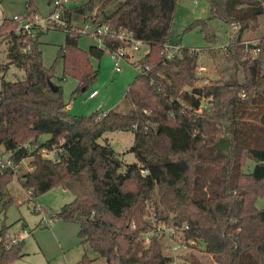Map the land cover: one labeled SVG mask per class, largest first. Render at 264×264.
Instances as JSON below:
<instances>
[{
    "label": "trees",
    "instance_id": "obj_1",
    "mask_svg": "<svg viewBox=\"0 0 264 264\" xmlns=\"http://www.w3.org/2000/svg\"><path fill=\"white\" fill-rule=\"evenodd\" d=\"M208 1L210 16L194 18L185 31L199 28L214 42L212 18L237 24V37L225 52L242 68L241 80L231 75L198 84L200 52L188 46L166 58L164 43L170 39L178 0H120L102 17L87 15L111 30L102 37L106 46L88 48L79 43L82 33L73 16L93 10L97 0H71L64 10L68 26L59 27L66 38L50 66L40 48L42 29L27 36L16 31V18L5 16L0 23V36L9 43L0 71L11 65L25 71L22 78H2L0 146L18 165L30 157L32 169L22 173L20 183L31 197L55 186L73 193L52 218L77 221L80 241L105 258L101 264H172L158 235L146 240L153 226L145 213L152 202L157 220L184 226L187 241L203 243L224 264H264V208L256 206L264 195V34L249 45V38L241 36L258 26L264 0ZM27 7L38 11L33 0ZM123 30L150 45L140 59L149 68L138 72L126 92L132 108L102 115L71 113L62 83L58 90L49 84L55 63L63 62V79L70 75L78 80L72 95L86 91L100 73L92 57L100 59L123 44ZM255 46L259 50L253 53ZM116 129L134 131L130 150L137 161L123 164L110 143L99 141L105 131ZM42 149L56 155L46 157ZM248 158L255 163L245 171ZM16 169L0 168V210L18 202L14 195L4 199ZM7 229L0 230V264H16L25 254V239L11 238ZM97 257L84 252L72 264H94ZM192 264L204 263L194 257Z\"/></svg>",
    "mask_w": 264,
    "mask_h": 264
},
{
    "label": "rangeland",
    "instance_id": "obj_2",
    "mask_svg": "<svg viewBox=\"0 0 264 264\" xmlns=\"http://www.w3.org/2000/svg\"><path fill=\"white\" fill-rule=\"evenodd\" d=\"M28 0H0V21L5 16L14 17L19 14L28 15L33 18L38 14L43 19L53 9L54 4L48 0H33V4L38 9L34 11L27 7ZM120 0L104 2L97 0L93 10L86 14H75L73 24L78 28H86L90 22L87 15L99 14L113 10ZM77 2V1H75ZM73 3V2H71ZM70 3V4H71ZM38 12V13H37ZM210 4L208 0H178L175 17L171 25L169 38L171 41H180L183 46L197 48L200 52L199 65L197 67L200 79L198 84L214 81L219 77H230L235 75L239 80L243 78L242 68L235 65L226 58L225 45L237 37V28L233 24L225 23L218 18H212L211 27L215 34L214 42L205 39V33L199 28L185 31V28L197 17L210 16ZM47 29V28H45ZM44 29V30H45ZM91 32V31H87ZM79 43L82 47L88 48L91 44H98V37L89 33L81 32ZM264 34V14L259 16V24L255 30H244L241 33L243 39H254ZM66 38V31L63 28H50L40 35V48L43 51L44 64L50 66L54 63L57 50ZM8 40L0 36V64L7 62ZM138 58L134 54L130 60L122 61L121 70L115 69L113 57L106 52L102 58L92 57V62L96 67H100L98 78L86 91H79L76 95L72 92L78 85V80L68 75L63 76V62L59 60L54 65L55 75L52 80L55 83H62L63 96L69 102V110L73 114H90L99 112L101 115L106 111L117 108L121 111H129L132 108L131 101L127 98L126 92L131 81L138 74L136 67ZM18 73V74H17ZM25 71L16 65H11L4 72L0 71V87L2 78L16 79L24 77ZM97 89L99 93L90 98L89 93ZM205 104L206 101L204 100ZM49 135V134H43ZM42 135V136H43ZM135 133L133 130H109L99 137L102 143H110L117 151L118 156L123 160V164L137 161L134 151L130 150L133 144ZM43 138V137H42ZM0 150L6 152L3 146ZM52 150L49 156H55ZM30 157L22 161L16 168V173L12 181L4 191V199L14 195L18 202L11 203L5 210H0V230L7 225V232L11 238H21V232L25 231L23 224H27V234H25L24 253L16 264H72L79 260L84 252L92 257H97L94 264H101L105 258L99 256L92 246L82 243L78 236L79 223L77 221H67L61 218H52L51 214L43 211H36V204L40 200L31 197L30 193L22 187L19 175L29 169ZM255 161L246 159L243 169L250 171ZM124 169V166L121 168ZM58 193V192H57ZM55 196V193H50ZM158 197V196H157ZM43 200L47 197H43ZM256 206L264 208V195L256 199ZM148 212L145 217L152 222V228L145 233L147 243L156 234L161 238L163 250L173 257L172 264H192L194 257L202 260L204 264H224L222 259H218L215 254L204 249V244L193 240L187 241L184 237V226L171 225L156 219L154 203H148ZM46 215L47 220L42 221V216ZM52 218V222L48 219ZM41 226L38 225L40 222ZM49 222V223H48ZM187 226V225H186ZM185 226V227H186Z\"/></svg>",
    "mask_w": 264,
    "mask_h": 264
},
{
    "label": "built area",
    "instance_id": "obj_3",
    "mask_svg": "<svg viewBox=\"0 0 264 264\" xmlns=\"http://www.w3.org/2000/svg\"><path fill=\"white\" fill-rule=\"evenodd\" d=\"M54 4V9L47 15L45 18H39L38 14L34 15L33 18L29 17L28 15L19 14L14 16L19 21L16 31L23 33L27 36H34L35 29L38 27L43 31L50 29V28H59L64 27L65 29L68 26V22L64 16L65 6L71 3V0H52ZM38 13V12H37ZM2 21V20H1ZM0 21V23H1ZM238 25L233 23V28H237ZM47 28V29H45ZM45 29V30H44ZM81 32L89 33L98 37V45L99 46H106L103 36L111 33L110 27L107 24H98L94 21L88 22L86 24V28H80ZM91 31V32H87ZM239 27L237 30L238 34ZM120 39L124 40V43L119 45L117 48L108 49L107 52L110 53L113 57L115 69L117 71L121 70L122 68V61L130 60L134 54L138 55V58L134 62H138L136 67L139 72H145L149 65L147 63L142 64L140 59L150 52V45L148 42L144 41L141 38L135 37L131 32L127 30H123L119 34ZM258 39H248L245 42L249 45L250 42L256 43ZM182 48V43L178 41H171V39L166 40L164 43L163 52L167 59L174 58L177 54H179ZM197 49V48H192ZM259 50V47L255 46L252 47V52L256 53ZM98 90L94 89L89 93V97H94L98 94ZM42 154L46 157L49 156V150L42 149ZM54 157V156H53ZM28 158V157H27ZM23 158L20 160L22 163ZM18 166V163L14 161V159L10 156L9 153H6L0 150V168L11 167L15 168ZM32 166H29L28 170H31ZM51 221V220H50Z\"/></svg>",
    "mask_w": 264,
    "mask_h": 264
},
{
    "label": "crops",
    "instance_id": "obj_4",
    "mask_svg": "<svg viewBox=\"0 0 264 264\" xmlns=\"http://www.w3.org/2000/svg\"><path fill=\"white\" fill-rule=\"evenodd\" d=\"M69 106H70V104H68V108H69ZM42 137L43 138H46V137H49V135H47V136L46 135H43ZM51 151L52 150H50L49 152H51ZM54 153H55V151H54ZM50 157H53V156H50ZM21 175L22 174L19 175V179H20V176ZM27 192H29V191H27ZM50 193H55V196L52 197ZM43 197H47V199L46 200L45 199L43 200L42 199ZM37 198L40 200V202L39 203L37 202V204H36V208L38 209V211H42V210L44 211L45 210L46 212L50 213L51 216H52V214L54 212L60 210L61 206L64 203L72 200L74 198V195H73V193L69 189H66V188H64L62 186H55V187L49 189L48 191L44 192L43 194L39 195ZM44 220L45 221L47 220L46 215H43L42 216V221H44ZM48 220H49V222H52V218L51 219H48ZM54 220H56V218ZM42 221L38 225L41 226ZM23 227H24V230L25 231H23V232H21L19 234H20V237L21 238H24L25 239L26 238L25 237V234H27V232H26V230H27V228H26L27 227V224L26 223L23 224Z\"/></svg>",
    "mask_w": 264,
    "mask_h": 264
},
{
    "label": "water",
    "instance_id": "obj_5",
    "mask_svg": "<svg viewBox=\"0 0 264 264\" xmlns=\"http://www.w3.org/2000/svg\"><path fill=\"white\" fill-rule=\"evenodd\" d=\"M49 84L54 90L59 89V85L55 83L52 79H49ZM4 238H5V234L2 235L1 239H4Z\"/></svg>",
    "mask_w": 264,
    "mask_h": 264
}]
</instances>
